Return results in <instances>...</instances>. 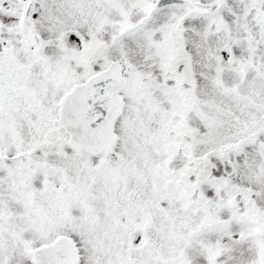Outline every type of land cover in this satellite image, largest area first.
<instances>
[{
	"label": "snow or ice",
	"instance_id": "snow-or-ice-1",
	"mask_svg": "<svg viewBox=\"0 0 264 264\" xmlns=\"http://www.w3.org/2000/svg\"><path fill=\"white\" fill-rule=\"evenodd\" d=\"M0 264H264V0H0Z\"/></svg>",
	"mask_w": 264,
	"mask_h": 264
}]
</instances>
